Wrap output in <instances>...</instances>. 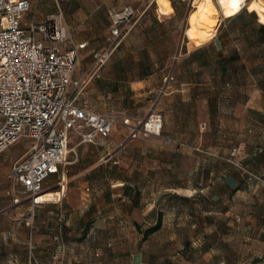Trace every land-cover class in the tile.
<instances>
[{"label": "rangeland", "instance_id": "rangeland-1", "mask_svg": "<svg viewBox=\"0 0 264 264\" xmlns=\"http://www.w3.org/2000/svg\"><path fill=\"white\" fill-rule=\"evenodd\" d=\"M251 3L253 0L245 3L243 7L245 13H249L248 7ZM127 5L135 10V25L123 33L119 46L111 54L109 61L113 57L121 58L122 61L125 60L132 73H137L147 67L156 69L166 61H170L171 64L176 59V55L179 56L185 49L199 47L194 44L197 42L187 35L192 27L191 17L196 11L191 6V0H170L173 12L164 11V14L159 11L160 9L158 10L154 0H65L60 5L62 21L77 40L89 42L88 49L83 54L79 73L85 72L83 65L90 61L93 50L107 48L114 42L110 35L108 11H117ZM159 5L161 8V1ZM218 11L220 21L213 40L221 41L228 46L236 45L243 59L257 57V48L247 46V40L255 38L250 19L243 17L238 22L228 21L226 18L232 16L226 17L224 11L219 8ZM57 14L58 10L53 0H34L25 20L41 23L47 18L56 17ZM254 14L259 24V18L256 13ZM186 16L187 28H185ZM184 28L185 33L181 39ZM210 42L212 40L206 44ZM214 52V49H209L208 57ZM109 61L99 71L92 66L88 68L90 76L94 73L95 75L79 98L85 100L98 112L117 113L118 124L114 126L109 137L98 141L102 144L98 147L101 148L98 152L94 149L83 152L81 151L83 147H79L75 150L76 154L69 153V164L76 159V155L78 161L74 165L67 164L66 169L79 164L81 166L89 164L93 168L89 173L82 172L71 182L66 179L65 189L55 188L56 178L44 186L47 193L49 191L61 193L53 196L60 208L64 207L65 202L73 201L78 204H97L99 209L91 212L86 220L81 219L82 221L79 219L84 213L59 216L56 215L59 211L55 208L46 210L36 208L32 212L28 205L13 203L5 173L0 174V264H33L34 260L36 264H75L76 255L80 252L86 255L87 263L92 262L89 258L92 253L98 255L99 261L106 263L112 253L128 256L140 250L147 255L151 264H209L217 257L211 254L205 259L208 247L226 250L232 264H264V245L258 233L259 229L264 227L262 226L264 224V151L257 152V155L248 159L240 154V143L248 142L246 140L248 135L238 127L239 122L244 119L252 124L254 131L251 134V143L248 145L254 148L257 142L254 138H258L262 146L255 148L264 150V92L258 87L261 93L257 112L248 113V117L242 110L235 114L227 113L225 122L223 120L225 132L221 141V147L225 152L223 156H219V159L200 146L188 145L190 148H199L200 152L194 151L198 154L210 159H218L221 173L226 176L239 174V184L229 188L221 182V187H215L216 193L203 190L208 181L218 186L219 181L216 176L206 177L201 171L216 166L218 161L212 162L198 156V163L196 162L198 171L194 178L180 175L175 178L179 182L178 189L173 190L167 188L165 183L157 185L158 177L138 175L137 169H153L154 163H144L140 159L137 147L132 149V152H120L115 157L109 152L111 149H106L113 138L117 137L119 142L123 141L126 135L129 138L128 131L123 125L125 118L130 119L131 124H135L144 121L152 110L155 111L151 107L152 103L148 104L142 98L125 103L116 101L113 105L117 108L112 109V105H109L110 99L105 94L93 93L90 87L93 83L97 85L101 82L105 87L107 81L103 76V70ZM170 67L166 70L165 77L171 73ZM233 68L239 73V77L234 81V89L241 87L238 100H242L245 89L249 90L251 78L244 73V65L236 63L231 67L232 70ZM213 69L217 71L216 67ZM252 75L253 84L257 83V80L264 78V69L256 66ZM174 82L173 76V80L169 83ZM222 87V83L216 85V88ZM157 114L164 121L163 114L161 112ZM75 144L76 139L72 137L70 147L73 148ZM28 146L29 141L25 139L18 141L1 155L0 165L8 169ZM243 148L246 150V147ZM233 149L237 150L235 162L248 172L245 177L241 175L238 167L228 161ZM81 153L82 159H80ZM182 163L185 164V161ZM170 179L168 177L167 181ZM124 181H131L134 186L128 191L127 196V190L122 187L124 185L121 186ZM74 183L75 188H73ZM70 189L72 191H69ZM207 208H210V213ZM165 216L173 219L169 229L164 234L154 233L143 239V232L153 226L156 218ZM208 218L216 225L215 228L221 231V236L216 238L220 241L209 240L207 237L209 233L204 223ZM113 221L114 223H111ZM192 223L193 228H191ZM173 231L178 233L175 234L174 240H170L168 237ZM109 263L117 264L121 261L109 260Z\"/></svg>", "mask_w": 264, "mask_h": 264}, {"label": "crops", "instance_id": "crops-1", "mask_svg": "<svg viewBox=\"0 0 264 264\" xmlns=\"http://www.w3.org/2000/svg\"><path fill=\"white\" fill-rule=\"evenodd\" d=\"M33 1L34 0H32V3ZM160 1L161 0H154L158 10L160 9L159 11L164 14L165 12L161 11L159 5ZM167 2L170 5V0H167ZM69 32L71 33L70 30ZM72 37L76 43L85 42L87 44L86 48L81 51L79 63L75 73V78L86 76L87 82L83 88V91L79 95L82 96L95 75L94 73L90 76V73H88L87 71L88 68L92 66V54L94 50L91 52L90 61H87L86 64L83 65L86 69L85 72L79 73V67L83 59V54L87 51L89 42L86 40L79 41L73 35ZM211 40L212 42L208 44L206 43L209 41H195L197 43L194 44L199 47L185 49L183 52H181L179 56H177L178 54L176 55V59L171 64L170 61H166V63H161L160 66L156 69L147 67V69H143L142 71H139L137 73H132L128 69L125 60L122 61L121 58L119 59L113 57L110 61L108 60L109 62L103 70V76L107 81L105 87L101 82L97 85L93 83L90 87H92L93 93H95L96 95L100 93L105 94L108 99H110L109 105H112V109L117 108L114 107L115 105H113L116 101H118V103H125L132 100L137 101L138 99L142 98L143 100H146L148 104L152 103L151 107L154 108L155 112H161V114H163V136L169 137L179 144L200 146L204 150L209 151L210 154L219 159V156H223L225 152V149L221 147V141L222 138H224L225 130L223 129H225L224 122L227 118V113L235 114L237 111L242 110L244 111L243 114L248 117V113H255L259 109V96L261 92L258 89L257 83L253 84L252 72L253 69L258 66L260 62L257 57L253 59L252 56L248 60L243 59L241 53L239 52L238 54L240 57L238 60L232 61L230 64L228 63L225 65V72L223 71V87L216 88V85H218L220 82V78L222 75L221 73H223L219 65L220 57H227L229 55H232L236 51H239V48L236 45H224L221 41L213 40V38ZM202 45L210 46H205L206 48H204L203 50H199L203 47ZM207 49H214L215 52L210 56V60H208V62H204L205 50ZM192 54H194L193 58H191ZM236 63H238V65H244V73L251 78L249 90L245 89V91L243 92L244 96L242 97V100H238L240 95L239 93L241 92L239 88L241 87L234 89V81L237 77H239V73H237L234 68L232 70L231 67H234ZM169 66H171L169 72L173 73L174 76L175 82L173 84H166L163 82L165 72ZM213 67H216L217 71H215ZM244 87L247 88V85L244 84ZM78 103L85 104L89 109L96 113H105L96 111L94 107H92L85 100L79 97ZM238 127L244 134L248 135V138L246 139L248 142L240 143V154H242L245 158L248 159L251 156L257 155V152L261 153L264 151L259 148L261 144L258 138H254V140L257 141L254 144V148H251V146L248 145V143H251V134L254 131V126L252 124L247 123V121L244 119L239 122ZM115 128L118 129L117 127ZM75 139V150L76 148L83 147L81 150L83 152L93 149L98 152L99 149H101L98 148L102 145L101 143H98L99 140L95 144H79L78 139ZM113 139L114 140L106 146V149H111V151L109 152H112V157H115L120 152H132V149L137 147L140 159H142L144 163H154L153 169H137L136 171L138 172V175H153L154 177H158L159 180L157 185H159V183H165L166 186H168L167 188H172L173 190H176L178 189L179 182L175 178L179 177L180 175H185L186 177L191 176L192 178H194L196 171H198V167H196V162L197 160H199L198 156L202 159H209L212 162L218 161L216 166H212L211 168L207 167L205 168L206 170H201L202 175H205L206 177L216 176L218 178L217 181H219L218 186H215L214 183L208 181V184L203 187V190L206 189V191L208 192L213 191V193H216L215 187H221V182L222 185L229 188L236 187L239 184V174H232L226 176V174L221 173L220 162L218 159H210L202 154L194 152V150L190 148H184L172 144H163L161 140L156 137L130 139L126 135L125 139L121 142L117 140V137ZM71 143L72 137L70 140V146ZM256 146L259 147L255 148ZM243 147H246V150ZM80 159H82V153L80 155ZM77 161L78 156L76 155V159L73 160V162H71L69 165H74ZM184 161L185 164L182 163ZM12 163L10 164L8 169L3 167V165H0V174L3 175L5 173V180ZM91 166L92 165L89 164L83 166L79 164L73 166L72 168H69L68 170L65 166L62 170H60L57 175L51 176L45 182L44 186L47 183H50L53 178H56L57 181L54 184L55 188L60 190L65 189L66 186L64 185V181L66 179L71 182L74 179H77L76 177H78V174L82 172H86V174L89 173V171L93 169ZM168 177L171 178L169 181H167ZM8 184L10 190V183L8 182ZM121 186L124 188L129 187L130 189L134 187L131 181H124ZM75 187L76 185L74 183L73 188ZM72 189H70L69 191H72ZM192 189L194 190V188ZM60 194L61 193L59 191L54 193H52L51 191H49V193L45 192V195H43V200L45 201V204L38 207L37 209L46 210L50 208H55L57 211H59L56 212V215L59 216H63V214L65 216L79 214L83 215L84 213V215L81 216V218L79 219L80 221L86 220L91 212L99 209V205L97 204H78L73 201L65 202L66 204H64V207L60 208V206H58V201L53 199L54 195L58 196ZM213 198H215V196H213ZM46 201L50 202L47 203ZM23 205L27 204H21V206ZM207 209L208 213H210V208ZM158 219L156 218L154 224L158 221ZM172 221V217L168 218L165 216L164 218H161V227L158 231L155 232V234H164L165 231L169 229L170 222L172 223ZM135 222L138 223L137 221ZM111 223H114V221ZM204 226L207 227L206 231H208L209 233V236H207L209 240L214 239L216 241H220V239L216 238L221 236V231L218 230L219 228H215L216 225L212 222L210 218H208V221L204 223ZM262 226H264V224H262ZM193 227L194 224L192 223L191 228ZM177 233V231H173L172 233H170L171 236L168 237V239L174 240L175 234ZM260 239L262 240L264 245V240L261 237ZM207 252L205 259H207L209 255L211 256V254L217 257V259H215L209 264H232L231 260L228 259V253L226 252V250H223L219 247H208ZM85 257L86 255L83 252L77 253V260L75 264H114L109 263V260L112 262L121 261V263L117 264H151V262L147 258V255L142 250L131 253L128 256L121 253L117 255L115 253H112L108 256L106 263H103V261H99V259L97 258V254H90L89 258L92 261L90 263L85 262ZM36 263V260H34L33 264Z\"/></svg>", "mask_w": 264, "mask_h": 264}, {"label": "built area", "instance_id": "built-area-1", "mask_svg": "<svg viewBox=\"0 0 264 264\" xmlns=\"http://www.w3.org/2000/svg\"><path fill=\"white\" fill-rule=\"evenodd\" d=\"M64 1L53 0L56 17L35 23L25 20L32 0H0V156L18 141H29L28 148L12 163L6 180L13 203L27 204L32 212L45 204L40 201L45 182L69 164L70 152L76 154L70 138H77L79 144H95L118 124L117 113H96L78 103L87 81L86 76L75 78V73L87 44L76 43L62 21L60 5ZM108 15L114 42L93 52L96 71L104 67L123 33L135 25L136 13L129 5L109 10ZM172 80L170 73L164 83ZM123 125L130 139L156 137L163 144L190 148L162 135V118L153 110L144 121L131 124L125 118ZM190 149L200 152L199 148ZM236 153L233 149L228 161L242 176L247 175L235 162ZM258 233L264 240V227Z\"/></svg>", "mask_w": 264, "mask_h": 264}, {"label": "clouds", "instance_id": "clouds-1", "mask_svg": "<svg viewBox=\"0 0 264 264\" xmlns=\"http://www.w3.org/2000/svg\"><path fill=\"white\" fill-rule=\"evenodd\" d=\"M218 3L224 9V15L226 17L233 16L238 13L241 7L245 4V0H218ZM161 11L166 13L173 12V9L168 4L167 0L161 2ZM199 11L191 17V29L187 32L189 38L194 41H205L209 39L210 36V26L215 23L214 20H209L208 17L214 15L216 9L213 7L212 0H203V3L199 5ZM249 13L256 11L259 17V23L264 24V0H253V3L248 7ZM209 25V30L207 32L198 31V27H203L201 23Z\"/></svg>", "mask_w": 264, "mask_h": 264}, {"label": "trees", "instance_id": "trees-1", "mask_svg": "<svg viewBox=\"0 0 264 264\" xmlns=\"http://www.w3.org/2000/svg\"><path fill=\"white\" fill-rule=\"evenodd\" d=\"M256 12H251V13H245L244 8L241 9L238 13H236L235 15H233L230 18H226L228 19V21H233V22H238L240 20L243 19V17H247L250 19L251 25L254 27L252 28L254 34H255V38L254 40H247V46L249 47H256L257 48V58L259 59L260 63L258 64V67H260L261 69H264V24H258L256 22V16L255 14ZM257 15V13H256ZM257 18L258 15H257ZM111 24V22H110ZM203 46V45H202ZM205 46H210V45H205ZM205 46H203L202 48H200L199 50H203L204 48H206ZM209 49L205 50V58H204V62H208V60H210V57H208L207 52ZM239 51H236L234 54L229 55L227 57H220L219 60V65H220V69L222 70V72H225V65L226 64H230L232 61H236L239 59ZM195 54V53H194ZM194 54L191 55V58H193ZM221 56V54H220ZM224 72L221 73V78H220V84L224 83ZM222 80V81H221ZM257 85L258 87L262 90V92H264V78L262 77L261 79L257 80ZM230 159H231V153H230ZM235 159V158H234ZM124 189H126V196L128 195V191L130 190L129 187H125ZM138 227V226H137ZM161 227V218L158 219V221L151 226L150 228L146 229L143 232V239H147V237H149L150 235L154 234L156 231H158Z\"/></svg>", "mask_w": 264, "mask_h": 264}, {"label": "bare ground", "instance_id": "bare-ground-1", "mask_svg": "<svg viewBox=\"0 0 264 264\" xmlns=\"http://www.w3.org/2000/svg\"><path fill=\"white\" fill-rule=\"evenodd\" d=\"M216 2H217V4H216ZM216 2H215V0H212L213 7L216 9L215 14L208 17L209 20H214L215 23L210 26V29H211L210 36H209V39H207L205 41L211 40L216 35V30H217V27H218L219 21H220L219 20V11H218V8L220 10H223L224 11V9L222 8V6L218 3V0ZM246 2H247V0H245V3ZM201 3H203V0H191V6H193V8L196 10L194 14H196L200 10L199 9V5ZM244 6H245V4L241 7V9H243ZM201 23L204 26L203 27H198V31L207 32L209 30V25L205 24L204 22H201ZM184 32H185V30H184ZM40 201L45 202L43 200V196H41ZM46 202L48 203L50 201H46Z\"/></svg>", "mask_w": 264, "mask_h": 264}, {"label": "water", "instance_id": "water-1", "mask_svg": "<svg viewBox=\"0 0 264 264\" xmlns=\"http://www.w3.org/2000/svg\"><path fill=\"white\" fill-rule=\"evenodd\" d=\"M188 15V14H187ZM186 22H187V16L185 17V27H186ZM184 30H185V28L183 29V31H182V36H181V39L183 38V36H184Z\"/></svg>", "mask_w": 264, "mask_h": 264}, {"label": "snow or ice", "instance_id": "snow-or-ice-1", "mask_svg": "<svg viewBox=\"0 0 264 264\" xmlns=\"http://www.w3.org/2000/svg\"><path fill=\"white\" fill-rule=\"evenodd\" d=\"M161 2H163V0H161Z\"/></svg>", "mask_w": 264, "mask_h": 264}]
</instances>
